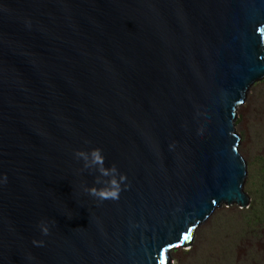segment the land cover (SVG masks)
I'll return each instance as SVG.
<instances>
[{
    "label": "water",
    "instance_id": "water-1",
    "mask_svg": "<svg viewBox=\"0 0 264 264\" xmlns=\"http://www.w3.org/2000/svg\"><path fill=\"white\" fill-rule=\"evenodd\" d=\"M263 81L264 0H0V264H172L249 207L236 121ZM95 147L117 200L84 191Z\"/></svg>",
    "mask_w": 264,
    "mask_h": 264
},
{
    "label": "rangeland",
    "instance_id": "rangeland-1",
    "mask_svg": "<svg viewBox=\"0 0 264 264\" xmlns=\"http://www.w3.org/2000/svg\"><path fill=\"white\" fill-rule=\"evenodd\" d=\"M256 85L236 121L249 207L217 209L190 246L170 253L172 264H264V81Z\"/></svg>",
    "mask_w": 264,
    "mask_h": 264
},
{
    "label": "clouds",
    "instance_id": "clouds-1",
    "mask_svg": "<svg viewBox=\"0 0 264 264\" xmlns=\"http://www.w3.org/2000/svg\"><path fill=\"white\" fill-rule=\"evenodd\" d=\"M75 157L77 160H83V169L98 172L99 175L95 178V184L103 185L102 187H85V192L101 201L107 199H119L123 186H125L123 182L127 180V176L126 174L119 172L116 164H112L110 167L105 165L106 157L101 148L95 147L91 150L77 149L75 151ZM40 227L43 234L47 235L49 233L50 229L46 222L41 221ZM33 243L42 245L44 241L34 240Z\"/></svg>",
    "mask_w": 264,
    "mask_h": 264
},
{
    "label": "snow or ice",
    "instance_id": "snow-or-ice-1",
    "mask_svg": "<svg viewBox=\"0 0 264 264\" xmlns=\"http://www.w3.org/2000/svg\"><path fill=\"white\" fill-rule=\"evenodd\" d=\"M193 239L192 237V230L189 229L182 237L181 243L185 242V241H191Z\"/></svg>",
    "mask_w": 264,
    "mask_h": 264
},
{
    "label": "trees",
    "instance_id": "trees-1",
    "mask_svg": "<svg viewBox=\"0 0 264 264\" xmlns=\"http://www.w3.org/2000/svg\"><path fill=\"white\" fill-rule=\"evenodd\" d=\"M257 85H258V84H257ZM257 85H256V86H257Z\"/></svg>",
    "mask_w": 264,
    "mask_h": 264
}]
</instances>
